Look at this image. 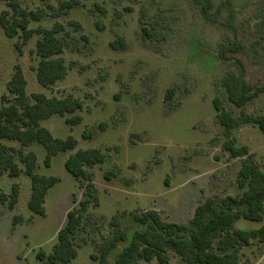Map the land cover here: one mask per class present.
I'll list each match as a JSON object with an SVG mask.
<instances>
[{"label": "rangeland", "instance_id": "374dc122", "mask_svg": "<svg viewBox=\"0 0 264 264\" xmlns=\"http://www.w3.org/2000/svg\"><path fill=\"white\" fill-rule=\"evenodd\" d=\"M18 1L21 9L43 12L40 20L31 21V29L62 26L57 38L67 73L42 88L32 70L38 35L34 33L18 52L14 45L19 38H7L0 27V96L6 94V83L19 65L28 96L79 99L82 109L73 114L81 117L79 124H67L70 115L51 117L42 126L54 137L72 136L77 150L96 148L106 157L102 164L85 168L92 174L95 194L74 237L77 256L68 264H96L92 255L111 236L109 221L115 215H120L126 230L133 228L131 215L147 209L157 211L166 222L186 223L206 198L241 195L236 182L241 159L230 158L221 148L225 137L212 100L218 98L234 117L240 115L241 109L228 102L220 84L224 74L239 72L235 59L242 63L246 81L264 85V0H213L216 7L228 2V7L220 8L216 24L205 22L191 0ZM4 10L0 1V12ZM142 28L151 38L142 36ZM117 37L124 40V49L109 46ZM232 43L243 50L227 52L223 60L219 47ZM170 89L174 92L166 100ZM263 105L261 94L243 110L256 116ZM231 137L264 172V134L258 127L242 124ZM26 149L36 154V173L56 177L58 183L47 192L45 214L39 216L27 208L28 177L22 173L0 178V194L7 196L11 185L19 186L13 209L0 201V264H42L36 254L51 252L67 212L86 198L85 182L64 169L73 152L58 154L46 166L41 145ZM108 173L110 180L104 177ZM260 227L264 215L261 222L235 223L240 230ZM168 254V264H183L173 252ZM240 256V264H264V244L253 240Z\"/></svg>", "mask_w": 264, "mask_h": 264}, {"label": "trees", "instance_id": "16d2710c", "mask_svg": "<svg viewBox=\"0 0 264 264\" xmlns=\"http://www.w3.org/2000/svg\"><path fill=\"white\" fill-rule=\"evenodd\" d=\"M7 10L0 12V27L7 38L18 37L14 46L18 52L32 35L36 33L33 53L36 56V66L32 68L37 83L47 88L62 80L67 68L62 54V44L57 38L62 26L54 23L51 28H30L31 21L42 18V11H27L21 9L18 0H0ZM209 24H216L219 11L228 2L216 7L213 0H191ZM63 8V7H62ZM230 15V12H229ZM143 37L151 38L148 31L141 29ZM109 46L114 50L124 49L126 44L117 37ZM243 48L236 43L223 49L219 47V56L226 60V53L241 52ZM240 70L238 73L228 72L220 79L227 100L234 107L241 109L240 115L234 117L225 110L218 98L212 100L216 112L217 123L222 127L225 141L222 150L230 158L241 159L237 173V186L243 190L239 196L206 198L194 209L193 216L186 223H171L162 219L161 215L147 209L131 215L133 228L126 230L121 223L120 215H115L109 221L111 236L101 243L97 253L92 255L96 264H138L139 261L157 264H168V252H173L183 264H240V251L251 245L253 240L264 244V227L256 230H240L235 228L239 220L261 222L264 215V172L250 158L245 147L237 146L232 130L242 124H253L264 134V105L262 114L247 115L244 107L264 94V85L250 84L244 78V67L236 60ZM26 80L19 65L14 67L12 75L6 83V94L0 96V178L7 175L17 178L24 174L30 180V195L27 201L28 210L39 216H44V199L47 192L58 183L53 176H41L36 173L37 157L34 151L27 150L33 144L44 149L43 163L48 166L50 160L60 153L73 152L64 161L65 171L76 180L85 182L86 198L79 207L69 210L64 226L58 231L56 243L50 253L39 251L36 259L42 264H68L77 256L74 237L82 226L83 215L95 194L92 174L85 168L102 164L105 155L101 150L76 149L77 142L72 136L56 138L42 126V122L54 116H70L82 109L79 99L68 95L64 98L48 97L43 93L27 95ZM174 90H167L165 99L172 97ZM66 123L77 125L81 117L73 115L66 118ZM101 127H103L101 125ZM84 138L90 137L83 135ZM5 142H14L18 147L9 146ZM19 164L22 166L20 168ZM104 177L110 180L111 173ZM19 197V186L11 185L10 193L0 194V201L8 202L13 209ZM17 217L13 218V225ZM115 251H117L115 253Z\"/></svg>", "mask_w": 264, "mask_h": 264}, {"label": "crops", "instance_id": "0c3cea01", "mask_svg": "<svg viewBox=\"0 0 264 264\" xmlns=\"http://www.w3.org/2000/svg\"><path fill=\"white\" fill-rule=\"evenodd\" d=\"M56 138H58V137H56ZM177 258H178V257H177ZM152 261H154V260H152ZM152 261H151V262H152Z\"/></svg>", "mask_w": 264, "mask_h": 264}]
</instances>
